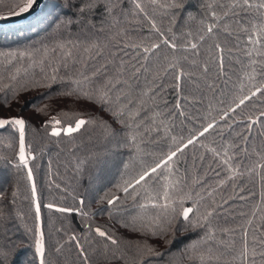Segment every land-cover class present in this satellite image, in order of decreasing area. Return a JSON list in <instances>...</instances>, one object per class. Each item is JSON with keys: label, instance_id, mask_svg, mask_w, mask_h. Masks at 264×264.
<instances>
[{"label": "snow or ice", "instance_id": "snow-or-ice-1", "mask_svg": "<svg viewBox=\"0 0 264 264\" xmlns=\"http://www.w3.org/2000/svg\"><path fill=\"white\" fill-rule=\"evenodd\" d=\"M25 13L39 31L0 48V264H264V0H0Z\"/></svg>", "mask_w": 264, "mask_h": 264}, {"label": "trees", "instance_id": "trees-1", "mask_svg": "<svg viewBox=\"0 0 264 264\" xmlns=\"http://www.w3.org/2000/svg\"><path fill=\"white\" fill-rule=\"evenodd\" d=\"M43 22H37L35 15L31 18L24 20L19 23L15 24H8V25H0V48L3 47H15L17 42H20V38L27 35L29 38H33L34 35L39 31V27H41ZM30 95V94H29ZM23 115L25 117L32 119L33 123L36 122L34 118L33 109L31 107H28L24 109ZM49 153L52 154L53 159V170L54 172H59L60 177H63L65 175L64 172V161L66 159L63 152L59 154L57 157V146L54 143H49L47 145ZM47 154L44 157L43 162V168L44 170H47ZM56 182L59 184L61 183V179L57 176L53 175L52 177ZM46 180L47 177H44ZM87 176L84 177V182H87ZM46 187V186H45ZM47 191V189H46ZM259 189H257L258 193ZM50 194H55L57 196L60 195H66L61 190L53 189ZM68 198L70 199V194H67ZM13 260L15 261V264H30L31 260V250L24 251L22 248H18L16 254L13 256Z\"/></svg>", "mask_w": 264, "mask_h": 264}, {"label": "water", "instance_id": "water-1", "mask_svg": "<svg viewBox=\"0 0 264 264\" xmlns=\"http://www.w3.org/2000/svg\"><path fill=\"white\" fill-rule=\"evenodd\" d=\"M35 14H20L14 16H0V25L15 24L27 20L34 16Z\"/></svg>", "mask_w": 264, "mask_h": 264}]
</instances>
